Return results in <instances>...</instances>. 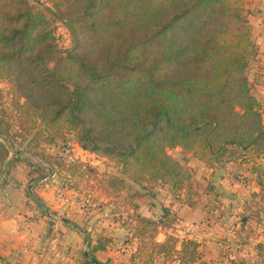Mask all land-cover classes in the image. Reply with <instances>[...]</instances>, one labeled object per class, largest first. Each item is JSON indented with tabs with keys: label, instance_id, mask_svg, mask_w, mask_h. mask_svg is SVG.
I'll return each instance as SVG.
<instances>
[{
	"label": "trees",
	"instance_id": "obj_1",
	"mask_svg": "<svg viewBox=\"0 0 264 264\" xmlns=\"http://www.w3.org/2000/svg\"><path fill=\"white\" fill-rule=\"evenodd\" d=\"M245 4L55 0L57 10L49 12L66 22L75 40L61 51L43 10L28 0H0V77L17 86L50 134L75 131L82 148L113 156L116 173L134 170L132 180L140 185L145 178L181 199L185 192L182 203L192 207V176L169 150L191 151L209 167L237 151L255 162L261 188L255 196L264 203V163H258L264 111L247 75L256 45ZM55 56L62 67L52 65ZM133 212L121 224L138 241L130 264H154L174 253L182 264L198 262L196 240H183L178 250L179 237L165 232L177 221L171 206L156 219ZM111 241L106 235L89 242L88 264H112L97 258ZM258 250L257 262L264 264V243Z\"/></svg>",
	"mask_w": 264,
	"mask_h": 264
},
{
	"label": "rangeland",
	"instance_id": "obj_2",
	"mask_svg": "<svg viewBox=\"0 0 264 264\" xmlns=\"http://www.w3.org/2000/svg\"><path fill=\"white\" fill-rule=\"evenodd\" d=\"M28 1L43 10L52 22L51 27L56 35L55 43L59 50L73 48L75 40L66 22L48 10V8L52 11L57 10L54 6L55 0ZM257 48L256 45V54L250 58L247 69L249 83L256 97L261 94V85L264 82L258 75L262 73L255 66L258 64L255 59ZM64 64L65 62L56 56L52 61V65L56 67H62ZM261 105L264 111V105L262 103ZM50 130L52 134L26 104L17 86L8 78L0 77V131L3 133L0 135V214L4 217L13 213L21 214L24 222L19 224V228L30 230V225L39 230L42 228L49 243L53 242V236L54 238L59 236L60 243L66 249L61 252L60 263L88 264L86 253L91 250L89 242L102 241L103 237H106L100 229V232L95 231L101 227L98 226V222L103 217H109L121 225L128 219L127 211L139 213L138 208L134 207L135 203L140 205L139 201L142 204L144 201H152V197L161 203H166L169 197L176 200L179 206L186 205L182 203L186 202L185 192L182 193L181 199L173 195L168 187L149 183L145 178L142 179L141 185L138 184L136 179L132 180L134 170L127 174L120 171L116 173L118 160L113 156L91 153L82 148L75 131L59 128ZM169 153L182 162L190 172L197 193L194 199L196 204L200 202V207L205 211L203 220L191 224L198 233L199 230L200 234L203 231L209 233H205L200 242L196 240L200 244L199 252L202 256L198 260L199 263L192 264H208L201 262L203 256L204 261L211 262L220 255L229 258L230 253H233V247L243 255L242 260H239L241 264H259L257 260L261 261L262 256H257L258 244L264 243V203L254 194L250 195L247 187L253 180L252 170L256 167L255 162L242 160L240 152L236 151L230 153L216 167H209L193 152L180 147L169 150ZM258 163H264V155L258 158ZM215 174L226 178L225 183L228 182L229 187L234 189L224 188L227 193H224L222 198H218L214 193L217 192V185L214 184ZM137 192L149 197L138 198ZM60 194L66 198L70 195L80 203L79 208L83 210L84 217L78 218V222H73L72 217L70 220L80 228L79 232L82 231L83 235L80 233L75 235L72 229L71 235H68L70 232L60 230V227L68 229L62 221V217H68V212L59 207L61 204L57 206V203L64 201L59 200ZM39 200L44 202V211L38 209V206H41ZM173 209L177 221L174 227L165 232L179 235L180 232L176 230L186 229V226H180L182 223L179 220V209ZM120 212L125 218L118 219L122 216ZM89 215L91 217L88 218ZM92 216L96 220H92ZM38 218H41L44 224L38 222ZM124 228L127 230L124 242L135 240L129 235L128 228ZM230 231L234 232L233 235H230ZM184 240L195 239L186 236ZM69 246L71 248L68 252ZM66 254L68 258L65 257ZM180 258V254L174 253L171 257H156L153 263L172 264ZM37 260L39 262V259Z\"/></svg>",
	"mask_w": 264,
	"mask_h": 264
},
{
	"label": "crops",
	"instance_id": "obj_3",
	"mask_svg": "<svg viewBox=\"0 0 264 264\" xmlns=\"http://www.w3.org/2000/svg\"><path fill=\"white\" fill-rule=\"evenodd\" d=\"M245 7L246 15L252 28V38L254 39L258 47L257 55L255 57L258 64L255 66L257 67L258 71L262 73V75L258 74L259 77L264 80V0H246ZM257 97L259 101L264 105V82L263 85H261V94L257 95ZM209 170L213 171L214 169ZM214 177V184L217 185V192L215 191L214 193L218 195V198H222L224 196L223 194L227 193L224 188H227L228 190H234L229 187L230 184H228V182L225 183L226 178L224 179L222 176H217L216 174L214 175ZM255 177L256 176L254 175L252 182L247 185V187H249V194L251 193L255 195L256 192H260L261 190L260 185L257 183ZM234 185L237 186V184ZM152 198V201H144L143 204L141 203V201H139L140 205L138 207V212L142 213L145 217H151L153 219L158 218L163 206H172V208L179 209V220L182 223L180 226H186V229H177L176 231L180 232L179 235L171 232L174 235L180 237V244H178L177 247L178 250H181V242L186 236L200 242L205 233L209 234L206 231H203L200 234V230L198 233V230L193 228V226L191 225L196 221H199L201 219L203 220L205 217V211L204 208L200 207V202H197V204L190 207L188 205L179 206V203L176 202V200H172L171 198L169 199V197H167L166 203H161V201L154 199V197ZM39 202L41 206H38V209L44 211V202L40 200ZM79 204L80 203H77V201L74 200L70 195H68V197L64 199L63 203H57V206L59 205L60 208H63V210L68 212V217H62L63 224L67 226L68 229L60 227V230H63L67 233L72 229L75 231V235H77L78 233L82 234V231L79 232L80 228L73 223L78 222V218L82 216L84 217L85 215L84 213H82L83 210L79 208ZM71 217L73 218V222L70 220ZM89 217L91 216L89 215L88 218ZM94 218L95 217L92 216L91 219L96 220ZM21 222H24V219L23 216L19 213H13L10 216L5 217L3 216V214H0V264H62L59 262V258L62 257L61 252L65 251L66 249L65 246L60 243V237L58 236V238H54L53 236V242L49 243V241L46 240V235H44L45 231L42 228L39 230L37 228H34V225H30V230H21L19 228V224H22ZM38 222L44 224V221L41 218H38ZM98 226L101 227L97 228L95 231H99L100 229V231H103L105 235H110L112 237V241L107 245V248L105 250L97 252V258L102 262L110 261L112 264H130L131 256L138 247V241L135 239L131 240V242L125 243L124 241L127 230L119 225V223L110 220L109 217H103L102 220H99ZM229 233H231L230 235H233L234 232L230 231ZM71 234L72 233L70 232L68 235ZM158 235L159 236L157 238L159 241H163L166 238L165 232H161ZM229 238L231 239V237ZM220 244L221 243H219L218 246H220ZM203 245L204 244H202V246ZM233 246L234 245H232V247ZM69 248H71V246L68 247V252ZM203 252L206 253L205 250ZM232 252L233 253H230L229 258L220 255L212 262L204 261L205 256H203L201 262H207L208 264H241L239 262V260H242L241 256H243L241 251L233 247ZM67 255L68 254H66L65 257L68 258L69 256ZM37 259H39V262ZM172 264L182 263L180 260H175L172 262Z\"/></svg>",
	"mask_w": 264,
	"mask_h": 264
},
{
	"label": "built area",
	"instance_id": "obj_4",
	"mask_svg": "<svg viewBox=\"0 0 264 264\" xmlns=\"http://www.w3.org/2000/svg\"><path fill=\"white\" fill-rule=\"evenodd\" d=\"M58 198H59V200H63V199H65L66 197H64L62 194H60V195H58ZM122 218H125V216L124 215H122L121 216ZM129 235L132 237V234L131 233H129Z\"/></svg>",
	"mask_w": 264,
	"mask_h": 264
},
{
	"label": "water",
	"instance_id": "obj_5",
	"mask_svg": "<svg viewBox=\"0 0 264 264\" xmlns=\"http://www.w3.org/2000/svg\"><path fill=\"white\" fill-rule=\"evenodd\" d=\"M88 255V253H86Z\"/></svg>",
	"mask_w": 264,
	"mask_h": 264
}]
</instances>
